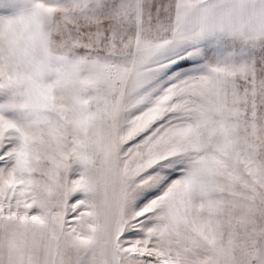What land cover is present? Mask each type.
Listing matches in <instances>:
<instances>
[{"label":"snow or ice","instance_id":"snow-or-ice-1","mask_svg":"<svg viewBox=\"0 0 264 264\" xmlns=\"http://www.w3.org/2000/svg\"><path fill=\"white\" fill-rule=\"evenodd\" d=\"M0 264H264V0H0Z\"/></svg>","mask_w":264,"mask_h":264}]
</instances>
